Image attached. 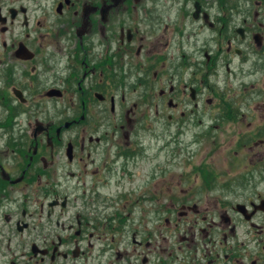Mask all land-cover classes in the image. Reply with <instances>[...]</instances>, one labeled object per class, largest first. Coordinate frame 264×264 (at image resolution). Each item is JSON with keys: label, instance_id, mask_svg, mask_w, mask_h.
Segmentation results:
<instances>
[{"label": "flooded vegetation", "instance_id": "af4514ba", "mask_svg": "<svg viewBox=\"0 0 264 264\" xmlns=\"http://www.w3.org/2000/svg\"><path fill=\"white\" fill-rule=\"evenodd\" d=\"M171 62L191 82L255 78L264 72V0H0V264H264V186L243 202L211 203L217 215L193 231L208 201L160 204L153 172L140 192L112 185L129 159L147 157L138 134L161 120L163 103L183 120L192 101L195 116L196 83L182 104L163 89ZM128 79L150 87L130 107ZM185 164L214 175L202 161ZM155 202L182 218H163L159 230ZM146 203L151 217L128 229L134 218L121 210Z\"/></svg>", "mask_w": 264, "mask_h": 264}, {"label": "rangeland", "instance_id": "374dc122", "mask_svg": "<svg viewBox=\"0 0 264 264\" xmlns=\"http://www.w3.org/2000/svg\"><path fill=\"white\" fill-rule=\"evenodd\" d=\"M169 67L171 74L169 80L164 83L163 89L167 93L169 87L173 89V92L169 93L173 102L181 103L183 88H186L188 83H196L199 100L198 108L192 110L195 116H191L188 111L189 108L192 109V101L185 109L187 115L183 120H179L178 117L179 106L171 109V107H164L163 103L159 108V110L164 108L161 120L154 119L156 122L153 126L141 129L142 131L138 134V137L144 139L147 157L134 164L132 163L135 158L129 159L126 165L123 163L125 170L121 180L115 182L112 180V185L116 188L140 192L138 185L141 182L145 184V180L153 172L149 180L153 179L156 183L153 187L154 196L159 198L160 204L182 195L189 196V194L193 195L188 203L189 207L192 203H196L195 206L201 209L208 201L210 204H206L207 210L197 215V224L193 229L196 231L198 227H205L210 212L216 211L211 210V203L215 202L219 207L223 202H243L246 196L259 194L261 187L264 186L262 182L264 177L258 175L264 169V129L259 132L256 128L264 122V79H262L264 72L258 71L255 78L240 74L225 78L224 74L219 72L217 79L197 77L196 82H191L177 76L178 72L182 73L181 67L178 71L172 62ZM155 83L153 92L157 96L161 83L157 81ZM130 85L131 80L128 79L121 89L128 107L137 100L138 94H143L144 89L150 91L149 82L141 88ZM246 97L248 99H245ZM166 100L165 97L164 101ZM225 104L230 108L224 107ZM135 114L139 119V113ZM166 114L171 116V122H166L167 124L164 123ZM187 159L192 162V165L200 161L207 163L214 175L204 172L197 174L191 170V165L188 166L189 163L185 164ZM211 177L214 178L213 182ZM214 184L216 186H213ZM146 185L149 186V184ZM116 188L111 187L112 190ZM254 189H256L255 192H253ZM196 190L197 194L194 193ZM151 204L146 203L144 208L121 210L123 213L131 212V217L134 218L126 222L128 229L138 222L135 220L136 217H144L146 212L151 217V208H149ZM160 204L154 205L152 216L154 226L159 224V230L163 231L166 229L162 223L163 218H169L172 224L173 221L182 217L177 214L179 208H168L166 212H163V209L158 208ZM181 211L185 212L184 219L196 218L189 210ZM229 215L231 216L230 213ZM200 216H205L203 222L199 220ZM134 220L135 223H133ZM129 221L131 223H128ZM171 224L169 223V230L167 229L170 233ZM169 238H172V242L177 241L176 236ZM78 263L80 264L79 261ZM121 264L126 263L121 262Z\"/></svg>", "mask_w": 264, "mask_h": 264}]
</instances>
